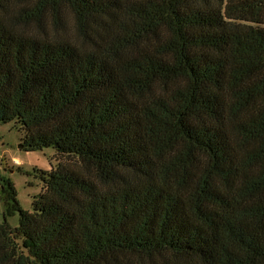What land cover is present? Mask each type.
<instances>
[{
	"label": "trees",
	"instance_id": "obj_1",
	"mask_svg": "<svg viewBox=\"0 0 264 264\" xmlns=\"http://www.w3.org/2000/svg\"><path fill=\"white\" fill-rule=\"evenodd\" d=\"M9 122L0 264H264V0H0Z\"/></svg>",
	"mask_w": 264,
	"mask_h": 264
},
{
	"label": "rangeland",
	"instance_id": "obj_2",
	"mask_svg": "<svg viewBox=\"0 0 264 264\" xmlns=\"http://www.w3.org/2000/svg\"><path fill=\"white\" fill-rule=\"evenodd\" d=\"M22 132L14 122L0 123V174L14 186L22 209L31 212L34 198L43 191L38 171H48L65 158L52 148L40 151H24L19 148ZM3 199L0 197V223L3 221ZM8 223L18 225V214L7 218Z\"/></svg>",
	"mask_w": 264,
	"mask_h": 264
},
{
	"label": "water",
	"instance_id": "obj_3",
	"mask_svg": "<svg viewBox=\"0 0 264 264\" xmlns=\"http://www.w3.org/2000/svg\"><path fill=\"white\" fill-rule=\"evenodd\" d=\"M19 148H21V145H19Z\"/></svg>",
	"mask_w": 264,
	"mask_h": 264
}]
</instances>
